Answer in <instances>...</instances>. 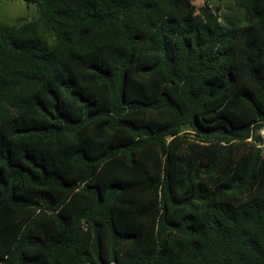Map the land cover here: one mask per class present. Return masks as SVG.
Wrapping results in <instances>:
<instances>
[{
    "label": "trees",
    "instance_id": "trees-1",
    "mask_svg": "<svg viewBox=\"0 0 264 264\" xmlns=\"http://www.w3.org/2000/svg\"><path fill=\"white\" fill-rule=\"evenodd\" d=\"M23 1L0 264H264V0Z\"/></svg>",
    "mask_w": 264,
    "mask_h": 264
},
{
    "label": "rangeland",
    "instance_id": "rangeland-1",
    "mask_svg": "<svg viewBox=\"0 0 264 264\" xmlns=\"http://www.w3.org/2000/svg\"><path fill=\"white\" fill-rule=\"evenodd\" d=\"M231 0H224L221 5L225 11V7ZM204 3L203 0H194V4L199 8ZM195 21L204 24V18L195 10ZM38 19V11L35 5H28L23 0H0V25H16L25 22L36 21ZM258 132V131H256Z\"/></svg>",
    "mask_w": 264,
    "mask_h": 264
},
{
    "label": "built area",
    "instance_id": "built-area-1",
    "mask_svg": "<svg viewBox=\"0 0 264 264\" xmlns=\"http://www.w3.org/2000/svg\"><path fill=\"white\" fill-rule=\"evenodd\" d=\"M257 136L260 137L259 140L255 141L254 144L257 148L262 149V154H264V126L255 132ZM249 142L253 141L252 138L248 139Z\"/></svg>",
    "mask_w": 264,
    "mask_h": 264
},
{
    "label": "water",
    "instance_id": "water-1",
    "mask_svg": "<svg viewBox=\"0 0 264 264\" xmlns=\"http://www.w3.org/2000/svg\"><path fill=\"white\" fill-rule=\"evenodd\" d=\"M220 0H213V3H214V5H215V7H214V10L216 11L217 10V8H216V4L219 2Z\"/></svg>",
    "mask_w": 264,
    "mask_h": 264
}]
</instances>
